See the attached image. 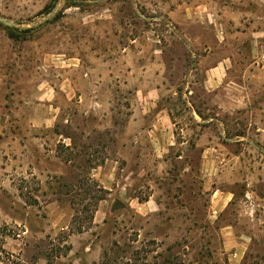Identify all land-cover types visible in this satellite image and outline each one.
<instances>
[{"label": "rangeland", "instance_id": "obj_1", "mask_svg": "<svg viewBox=\"0 0 264 264\" xmlns=\"http://www.w3.org/2000/svg\"><path fill=\"white\" fill-rule=\"evenodd\" d=\"M169 2L0 0V264H231L226 227L251 238L242 264H264L244 184L218 218L203 185L200 117L218 111L202 77L225 46ZM240 7L228 31L264 29ZM227 47L239 75L264 60L246 36Z\"/></svg>", "mask_w": 264, "mask_h": 264}, {"label": "crops", "instance_id": "obj_2", "mask_svg": "<svg viewBox=\"0 0 264 264\" xmlns=\"http://www.w3.org/2000/svg\"><path fill=\"white\" fill-rule=\"evenodd\" d=\"M166 5L170 18H184L186 21L198 19L199 24L211 29L218 42L225 46L224 54L202 77L203 88L214 97L218 111L216 117L207 120L200 117L203 120L199 123L200 129L203 124L212 123L198 134L197 139V146L202 148L203 185L211 193V215L218 218L237 199L236 192L224 186L240 182L244 184L243 201L247 205L249 221H255V218L250 217L258 216V212L264 214V193L258 188V185L264 184V74H256L254 67L264 65V60L254 57L245 63L247 68L241 70L239 75L236 73V59L227 45L230 40L241 35L247 37L252 52L264 48V29L258 28L255 17L252 18L254 22L249 21V17V25L245 30L236 29L234 34L228 31L231 19L240 24L238 14L242 11L241 5L255 11L262 10L264 0H170ZM251 83L257 85L254 87ZM221 115L228 119H220ZM238 116H242V119ZM212 126L217 133L206 131ZM231 145L241 149L238 153H232L227 148ZM254 200L257 201V209L251 211ZM222 240L231 264H242L251 238L236 234L232 227H226L222 229Z\"/></svg>", "mask_w": 264, "mask_h": 264}, {"label": "water", "instance_id": "obj_3", "mask_svg": "<svg viewBox=\"0 0 264 264\" xmlns=\"http://www.w3.org/2000/svg\"><path fill=\"white\" fill-rule=\"evenodd\" d=\"M0 23L4 24V25H6V26H9V27L14 26V23L9 22V21H6L1 15H0ZM119 206H120V203H117V204L115 205V207H119Z\"/></svg>", "mask_w": 264, "mask_h": 264}]
</instances>
